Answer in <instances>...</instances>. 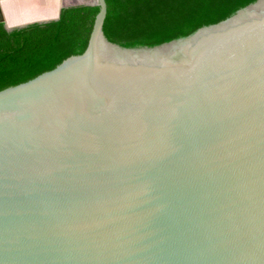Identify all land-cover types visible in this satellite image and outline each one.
<instances>
[{"label":"water","instance_id":"water-1","mask_svg":"<svg viewBox=\"0 0 264 264\" xmlns=\"http://www.w3.org/2000/svg\"><path fill=\"white\" fill-rule=\"evenodd\" d=\"M0 0V22H5ZM0 89V264H264V0H178Z\"/></svg>","mask_w":264,"mask_h":264},{"label":"trees","instance_id":"trees-1","mask_svg":"<svg viewBox=\"0 0 264 264\" xmlns=\"http://www.w3.org/2000/svg\"><path fill=\"white\" fill-rule=\"evenodd\" d=\"M178 0H105L106 38ZM97 6L59 10L56 20L6 34L0 25V89L10 87L86 49Z\"/></svg>","mask_w":264,"mask_h":264},{"label":"flooded vegetation","instance_id":"flooded-vegetation-1","mask_svg":"<svg viewBox=\"0 0 264 264\" xmlns=\"http://www.w3.org/2000/svg\"><path fill=\"white\" fill-rule=\"evenodd\" d=\"M55 6L56 4H54V2L49 4L48 6H46V9H48L49 12H44V13L38 12L34 8H32L31 10L28 9L27 11H24L19 16L9 11L7 13H3L6 24L11 27H5L4 24L0 22L1 29L6 34H9L14 31L21 30L30 24H26L25 26L20 27V28L13 27L12 25H17V24L31 21V20H39V19H44L48 17H53L55 15ZM32 24H42V23H32Z\"/></svg>","mask_w":264,"mask_h":264},{"label":"bare ground","instance_id":"bare-ground-1","mask_svg":"<svg viewBox=\"0 0 264 264\" xmlns=\"http://www.w3.org/2000/svg\"><path fill=\"white\" fill-rule=\"evenodd\" d=\"M53 2L56 4V0H7L1 2V8L3 13L9 11L19 16L24 11L32 8L38 12H49L46 6Z\"/></svg>","mask_w":264,"mask_h":264}]
</instances>
